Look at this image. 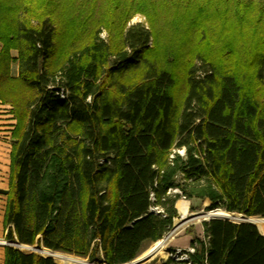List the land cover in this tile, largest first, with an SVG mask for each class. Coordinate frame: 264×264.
Wrapping results in <instances>:
<instances>
[{
    "label": "trees",
    "instance_id": "1",
    "mask_svg": "<svg viewBox=\"0 0 264 264\" xmlns=\"http://www.w3.org/2000/svg\"><path fill=\"white\" fill-rule=\"evenodd\" d=\"M0 41L15 121L2 264H57L16 243L133 262L180 199L264 219V2L0 0ZM202 227L192 252L150 264H264L255 226Z\"/></svg>",
    "mask_w": 264,
    "mask_h": 264
},
{
    "label": "rangeland",
    "instance_id": "2",
    "mask_svg": "<svg viewBox=\"0 0 264 264\" xmlns=\"http://www.w3.org/2000/svg\"><path fill=\"white\" fill-rule=\"evenodd\" d=\"M255 1L264 2V0H255ZM138 23L142 24L145 28L149 27V22H148L146 16H144L142 14H135V16H133V18L128 23V25L130 26V25L138 24ZM99 39L103 40L104 42L108 41V33L105 30V28H103V27L99 28ZM151 44L152 43L150 42L148 44V46L151 47ZM2 49H3V44L0 41V53L2 52ZM10 55H11V59H12L11 75H12V77H17L16 76L17 65H18V63L16 61V57L18 55L17 51H11ZM198 62L199 61H197V64H196L197 68H199L201 66V64ZM177 91H178V88L176 89L175 93ZM12 111H13V108L11 105L2 104L0 102V258L2 256V249L4 248V246H6L3 244L7 243L4 239V232H3V227H2V218H3L6 199L2 195L1 192L6 191L7 187H8L9 153H10V148H11V143H12V140L10 137V131L12 129V126L15 123V121L13 119ZM181 201H185L188 204V212L185 216H183L181 211H179L177 209V203H179ZM177 203H176L175 208L178 212V217L174 220L173 227L169 231V233H167L161 239V241L165 242L164 254L156 256L155 258L146 262L145 264H150L154 260H156V262L158 263L159 260L168 258L170 255L169 249H173L172 247H169V245H168L169 241H171L172 239L180 238L184 235L190 236L187 234V231H190V230L193 231V233L195 235H197V231H198L197 227L199 225L201 226V224L204 222L203 218L201 216L203 214L207 213L208 211L205 210V207H203L202 203L200 204L197 199H191V201H188L186 199H180L179 201H177ZM229 216L230 217L227 218L226 220L232 221V222H239V220H238L239 215L238 214H229ZM256 228L258 229L260 234H263L262 231L257 226H256ZM201 235H202V233L200 234V236ZM153 245L154 244L147 246L142 251V253L138 256V258H140L141 255L145 251H147L151 247H153ZM11 246L17 248L16 245L12 244ZM32 248H34V249H32ZM188 249H190V247ZM188 249H185V250H188ZM180 250H182V249H180ZM21 251L27 252V253H35V254L40 255V256H46V257L48 256L49 258H52L57 264H90L86 259L77 258V257L67 255V254H63V253H59V254H61L62 256H65V257H69L73 261H65V260L50 256L51 253L49 251H47V249L44 247H40L39 249L37 248V250H36L35 246H27V248L26 247L22 248Z\"/></svg>",
    "mask_w": 264,
    "mask_h": 264
},
{
    "label": "bare ground",
    "instance_id": "3",
    "mask_svg": "<svg viewBox=\"0 0 264 264\" xmlns=\"http://www.w3.org/2000/svg\"><path fill=\"white\" fill-rule=\"evenodd\" d=\"M177 209L179 211H181L183 216H185L188 212L187 202L181 201V202L177 203ZM229 217H230L229 213H227L221 209L209 211V212L203 214V216H202L203 219H209V218H225V219H227ZM249 222L254 224L255 226H257L262 231V233L264 234V219L256 218V217H250ZM197 230H198V232H201L200 225L197 227ZM189 240H190V237L187 235H184L180 238L172 239L171 241H169L168 245H169V247H179V248L182 247L183 248V247L188 246ZM153 246H155L156 248L152 251L151 255H150V251H151L152 247L149 250L145 251L141 255L140 258H147V257L155 258L158 255L164 254V251H165V242L164 241L159 240L156 243H154ZM51 256L65 260V261H73L71 258L62 256L61 254H59L57 252H52ZM140 258H138V259H140Z\"/></svg>",
    "mask_w": 264,
    "mask_h": 264
},
{
    "label": "water",
    "instance_id": "4",
    "mask_svg": "<svg viewBox=\"0 0 264 264\" xmlns=\"http://www.w3.org/2000/svg\"><path fill=\"white\" fill-rule=\"evenodd\" d=\"M206 208V207H205ZM203 216V215H202ZM201 216V217H202ZM249 218L250 217H246V216H242V215H239V223H246V224H251L253 226H255L254 224L250 223L249 222ZM211 220H226L225 218H209V219H203L204 222H209ZM256 227V226H255ZM16 246H22V245H19L18 243L15 244ZM156 247L153 246L151 248V251H150V255L152 254V251L155 249ZM153 258H150V257H147V258H140V259H136L134 260L133 262H130V263H127V264H145L146 262L152 260Z\"/></svg>",
    "mask_w": 264,
    "mask_h": 264
},
{
    "label": "crops",
    "instance_id": "5",
    "mask_svg": "<svg viewBox=\"0 0 264 264\" xmlns=\"http://www.w3.org/2000/svg\"><path fill=\"white\" fill-rule=\"evenodd\" d=\"M18 75V65H17V72H16V76ZM201 204V203H200ZM202 205H203V207H207L208 206V202H203L202 203ZM201 232H198L197 231V235H195L196 237H198V238H203V227H202V224H201ZM202 233V235L200 236V234ZM263 237H264V235L263 234H261ZM190 237V240H189V244H188V246L187 247H172L173 249H182V250H185V249H188L189 248V246H190V244H191V241H192V239H193V237L192 236H189ZM3 254H4V252H3V249H2V256H1V258H0V264H2L3 263Z\"/></svg>",
    "mask_w": 264,
    "mask_h": 264
},
{
    "label": "built area",
    "instance_id": "6",
    "mask_svg": "<svg viewBox=\"0 0 264 264\" xmlns=\"http://www.w3.org/2000/svg\"><path fill=\"white\" fill-rule=\"evenodd\" d=\"M61 98L63 99L64 98V94H63V92L61 93ZM178 154L180 155V156H184V150H180V151H178ZM173 193H178V190H173ZM154 211H156V208H154V209H151V212H154ZM3 245H7V243H4ZM24 247H26L27 248V246H17V249H19L20 251L22 250V248H24ZM32 249H34V248H32ZM35 249L37 250V248L35 247ZM176 250V255H181V250L180 249H175ZM190 252H192L193 250L192 249H188ZM47 251H49V250H47ZM50 253H52L51 251H49ZM50 255V254H49ZM51 256V255H50ZM42 257H46V256H42ZM48 257V256H47Z\"/></svg>",
    "mask_w": 264,
    "mask_h": 264
}]
</instances>
